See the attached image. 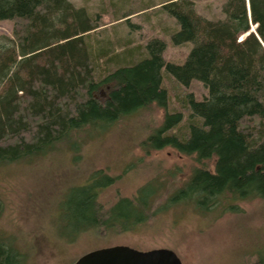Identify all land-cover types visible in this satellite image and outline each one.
<instances>
[{"label": "trees", "instance_id": "1", "mask_svg": "<svg viewBox=\"0 0 264 264\" xmlns=\"http://www.w3.org/2000/svg\"><path fill=\"white\" fill-rule=\"evenodd\" d=\"M164 9L179 25L173 43L194 45L185 63L165 62L166 44L154 39L139 61L130 51L108 56L98 80L108 50L87 44L98 26L84 9L70 0H0V21L15 23L11 37L0 36V165L44 157L61 145L76 151L84 132L99 135L152 104L167 108L164 70L183 87L197 81L207 89L201 100L186 95L181 104L187 115L167 113L145 141L201 164L168 206L190 201L209 211L222 202L264 199V0H227L224 19L216 21L197 15L189 0ZM103 86H111L105 98L98 95ZM211 160L213 171L205 167ZM114 182L96 171L71 187L60 206L75 236L146 223L157 188L147 185L136 202L124 199L103 213L99 194ZM4 239L0 264H24L23 254Z\"/></svg>", "mask_w": 264, "mask_h": 264}, {"label": "rangeland", "instance_id": "2", "mask_svg": "<svg viewBox=\"0 0 264 264\" xmlns=\"http://www.w3.org/2000/svg\"><path fill=\"white\" fill-rule=\"evenodd\" d=\"M175 1L180 0H70L98 26L86 37L90 48L108 50L99 62L98 80L105 74L108 56L130 51L131 60L139 61L147 57L145 47L154 39L166 44L165 62L185 63L194 45L173 43L179 25L164 9ZM189 1L197 15L212 21L224 19L222 5L227 0ZM14 25L0 21V36L11 37ZM255 29L252 26L251 32ZM110 87H101L98 95L105 98ZM162 87L169 96L167 108L152 104L99 135L84 132L76 151L61 145L44 157L0 165V237L23 254L24 264H74L90 252L114 246L171 249L182 264H258L264 258V199L235 205L222 202L209 211L190 201L168 206L169 197L201 164L171 147L149 148L145 141L162 126L167 113L187 115L181 104L186 95L201 100L207 89L197 81L183 87L164 70ZM214 163L208 161L205 167L213 171ZM96 171L115 178L99 194L103 213L121 200L136 202L147 185L157 188L146 223L128 231L101 229L75 236L60 205L72 186L86 182Z\"/></svg>", "mask_w": 264, "mask_h": 264}, {"label": "water", "instance_id": "3", "mask_svg": "<svg viewBox=\"0 0 264 264\" xmlns=\"http://www.w3.org/2000/svg\"><path fill=\"white\" fill-rule=\"evenodd\" d=\"M74 264H182V262L174 251L167 248L140 251L127 246H114L90 252Z\"/></svg>", "mask_w": 264, "mask_h": 264}]
</instances>
